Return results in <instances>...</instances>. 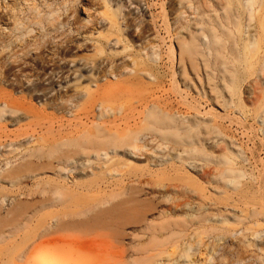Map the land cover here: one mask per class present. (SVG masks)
<instances>
[{"label": "rangeland", "instance_id": "obj_1", "mask_svg": "<svg viewBox=\"0 0 264 264\" xmlns=\"http://www.w3.org/2000/svg\"><path fill=\"white\" fill-rule=\"evenodd\" d=\"M6 263L264 264V0H0Z\"/></svg>", "mask_w": 264, "mask_h": 264}, {"label": "bare ground", "instance_id": "obj_2", "mask_svg": "<svg viewBox=\"0 0 264 264\" xmlns=\"http://www.w3.org/2000/svg\"><path fill=\"white\" fill-rule=\"evenodd\" d=\"M218 39V40H217ZM217 39L215 38V41L217 42V43H219V45L221 44V40L217 37ZM147 115L145 114V117H146ZM147 118V117H146ZM148 118H151V119H149V120H152V124L153 123H164V122H166V121H168V119H164V118H159L158 116H156L154 113H153V111H149V114H148ZM147 118V119H148ZM147 119H145V121L147 120ZM169 120H171V119H169ZM143 122V121H142ZM169 122V121H168ZM171 122V121H170ZM139 124V123H138ZM144 124V123H143ZM140 125H142V123L140 124ZM139 126V125H138ZM137 127V126H136ZM140 127H138V129H139ZM135 130V129H134ZM130 131H133V129H131ZM138 132V131H137ZM162 134L163 135H166V136H173L174 138H178L179 140H181V141H186V142H191V139H190V135L189 134H182L181 133V129L180 128H178V129H173V130H166V131H162ZM137 136H134L133 137V142L131 143V145H132V147L133 148H135L136 149V141L138 140V134H136ZM100 137V136H99ZM99 140V139H98ZM97 142V141H96ZM102 141L100 140V144H102L101 143ZM82 144V143H81ZM70 145H71V143H70ZM81 146H83V145H81ZM95 146V145H94ZM84 147V146H83ZM83 150H84V148H82ZM100 150V149H99ZM98 150V151H99ZM7 264V263H6Z\"/></svg>", "mask_w": 264, "mask_h": 264}]
</instances>
